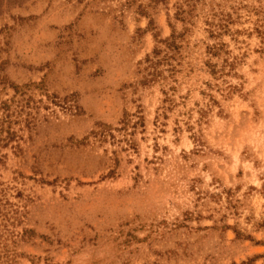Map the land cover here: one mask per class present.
I'll return each mask as SVG.
<instances>
[{
    "label": "rangeland",
    "instance_id": "374dc122",
    "mask_svg": "<svg viewBox=\"0 0 264 264\" xmlns=\"http://www.w3.org/2000/svg\"><path fill=\"white\" fill-rule=\"evenodd\" d=\"M0 264H264V0H0Z\"/></svg>",
    "mask_w": 264,
    "mask_h": 264
}]
</instances>
